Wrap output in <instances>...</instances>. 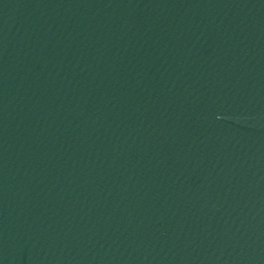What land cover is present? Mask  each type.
Instances as JSON below:
<instances>
[{
	"label": "water",
	"instance_id": "water-1",
	"mask_svg": "<svg viewBox=\"0 0 264 264\" xmlns=\"http://www.w3.org/2000/svg\"><path fill=\"white\" fill-rule=\"evenodd\" d=\"M0 264H264V0H0Z\"/></svg>",
	"mask_w": 264,
	"mask_h": 264
}]
</instances>
